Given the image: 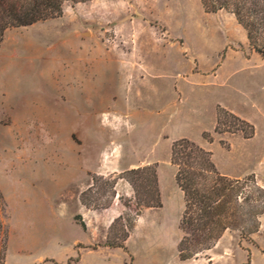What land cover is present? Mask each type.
<instances>
[{
	"label": "rangeland",
	"instance_id": "1",
	"mask_svg": "<svg viewBox=\"0 0 264 264\" xmlns=\"http://www.w3.org/2000/svg\"><path fill=\"white\" fill-rule=\"evenodd\" d=\"M240 41L246 33L234 17L207 14L200 0L67 2L62 17L9 30L0 47L6 264H247L249 256L264 264L263 196L255 191L259 231H227L195 259L179 258V225L162 258L137 263L129 251L100 249L135 218L134 195L118 197L116 188L113 197V175L157 164L174 204L171 148L180 138L211 151L222 175H253L264 189V63ZM219 106L249 121L255 137L204 141V132L214 137ZM83 192L98 207L89 210L104 215L117 203L125 220L110 233L99 214L83 218ZM139 218L135 241L146 224L138 227Z\"/></svg>",
	"mask_w": 264,
	"mask_h": 264
},
{
	"label": "trees",
	"instance_id": "2",
	"mask_svg": "<svg viewBox=\"0 0 264 264\" xmlns=\"http://www.w3.org/2000/svg\"><path fill=\"white\" fill-rule=\"evenodd\" d=\"M88 1L92 0H0V47L9 30L31 27L39 22L62 17L67 2L78 4ZM200 1L207 14L226 11L233 15L246 31L250 48L264 60V48L255 45L264 30V0ZM221 126L226 128L221 129ZM214 133H241L244 139L249 140L255 136V127L219 106ZM203 137L210 143L214 141L211 133H204ZM223 145L229 148L228 144ZM171 164L177 170L176 185L183 193L185 201L179 224L182 237L177 247L181 261L192 260L211 251L227 231L240 232L244 238L259 231V217L262 213L258 211L260 207L254 200L253 193L259 192L263 196L261 204L264 211V189L259 187L253 175L243 181L222 175L214 163L212 152L188 139L173 143ZM92 179L95 184L96 180L103 178L97 175L92 176ZM112 180L113 197L117 194L118 180H125L132 187L135 218L128 227L125 226L123 235H116L114 238L108 235L102 247L128 252L126 242L134 230L136 220L146 209L163 207L158 165L129 169L120 175H113ZM85 194L86 192H83L81 195L82 205L88 209H98L85 200ZM6 209V201L0 192V264H6L8 251L9 230L3 221ZM124 220L123 215L116 218L109 229L110 233ZM76 221L86 230L81 216L77 217ZM247 264H250V256Z\"/></svg>",
	"mask_w": 264,
	"mask_h": 264
},
{
	"label": "crops",
	"instance_id": "3",
	"mask_svg": "<svg viewBox=\"0 0 264 264\" xmlns=\"http://www.w3.org/2000/svg\"><path fill=\"white\" fill-rule=\"evenodd\" d=\"M222 12L223 11H221L219 13H222ZM229 15H231V14H229ZM231 16H233V15H231ZM234 19L236 20L235 17H234ZM236 22H237V20H236ZM238 25L241 26L239 23H238ZM245 33H246V31H245ZM246 38H247L246 42L240 41L238 43L239 49L243 51L244 48L247 47L248 52L251 56L259 58L264 63L262 56L250 48V43H249L247 34H246ZM242 119H244V118H242ZM244 120H246V119H244ZM255 133H256V129H255ZM203 134H202L203 140L206 141L210 145L214 143L216 137H220L223 139V138H226L227 135H237V134H228V133H224V134L214 133V141L212 143H210L206 139H204ZM238 135H240V134H238ZM181 139L190 140L189 138H180L178 140H181ZM252 139H249V140H252ZM178 140H175V141H178ZM224 143L227 144L226 141L221 140V145H223ZM158 168H159V165H158ZM174 170H175V176H176L177 170L175 169V167H174ZM158 175H159V183H160L163 207L158 208V209H154V208L146 209L142 213V215L140 216V218L138 220V227H139V224H141L143 220L145 221L144 224L146 223L144 225V227H142L140 229V231L138 233V238L136 239V241L134 240L135 235L137 236V229H138L137 228L134 236H131L126 243L128 251L132 254V256L134 257V260L137 263L139 261L142 262L143 259H145V258H152V257L153 258H162V257H164L165 253H167V251L169 250L171 245H173V243H174V230H175V228H178V225L180 224V220L182 218V214L184 212L185 201H184L183 193L180 191V189L177 186L178 189H177V192L175 193L176 194L175 198H176L177 202L175 201L174 204L167 202V200L165 198L164 190L162 188V182H161V177H160L159 172H158ZM238 177H240V176H238ZM120 181H122V180H120ZM123 181H125V180H123ZM116 188H117V190L119 188V190L117 191L118 197L122 196L121 192L128 197H132L134 195L133 189L131 188V186L126 181H125V183H117ZM84 210L85 211L83 212V216L81 215L83 218H86V215L88 214V212L94 213V214H99L101 216L100 217L101 224L106 222L108 228H110L111 223L114 222V220L120 215V209L118 208L117 203H115L114 206H112L110 209L106 210V213H104V215H102L100 213H96V212L89 210V209H84ZM133 240H134V243H133ZM178 244H179V242H178ZM178 244H177V246H178ZM100 249H107L110 251L121 250V249H109V248H100ZM94 251H97V250H94Z\"/></svg>",
	"mask_w": 264,
	"mask_h": 264
}]
</instances>
